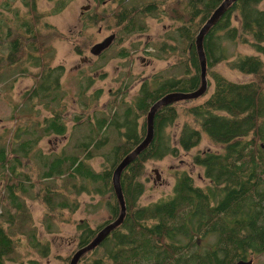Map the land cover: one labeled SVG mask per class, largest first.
Instances as JSON below:
<instances>
[{"label": "trees", "instance_id": "trees-1", "mask_svg": "<svg viewBox=\"0 0 264 264\" xmlns=\"http://www.w3.org/2000/svg\"><path fill=\"white\" fill-rule=\"evenodd\" d=\"M190 1L189 7L182 9L184 5L180 4L169 14L182 11L188 14V17L174 18L178 24L171 37L182 42L178 48L180 59L181 62L187 59L183 74L163 79L153 89L145 80L133 105L122 107V122L114 123L106 117L92 122L91 131L76 146L87 148L83 152H66L64 148L60 153L46 154L38 149L40 139L53 134L65 135L68 131L58 109L60 99L65 95L62 86L65 68L61 65L54 67L48 62L49 52L54 48L49 41L42 47L36 24L30 25L31 61L38 70L31 72L35 77L34 85L17 108L21 112H34L37 105H42L51 109V116L41 121V126L38 123L32 127L24 122L23 127L15 129L14 142L0 143V177L6 179L5 196L1 200L8 204L0 214V264H7L8 255L18 239L16 232L15 236L11 233L12 226H17V230L23 233L19 221L30 218L23 199L18 196L26 190L23 188L25 185L29 189L34 187V178L22 170L25 158H35L37 178L45 184L42 199L48 208V226L52 225L53 216L60 215L65 208L76 209L77 204L72 206L70 199L73 193L71 186L77 195L83 192L109 194V211L114 218L119 216L121 208L114 192L113 172L118 162L144 139L147 131L145 116L150 107L166 94L192 92L201 85L196 38L223 0ZM263 3L264 0H239L207 34L204 49L208 75L212 77L209 86L214 85L213 92L187 109L193 122H185L182 126L179 145L174 144L171 133L167 131L179 118L174 106L176 102L158 110L153 142L122 173L127 203L125 221L100 246L89 252L86 264H236L251 255L264 253V148L261 147L264 142ZM137 22H116L115 27L124 26L118 39L121 40L127 31L142 26L139 19ZM239 42L249 44L257 54L230 60L234 54L230 47ZM12 56L10 59L20 57L16 46ZM226 61L231 68L254 77L248 81H232L213 70L217 63ZM142 116L144 121L141 123ZM82 117L83 114L73 118L75 125L81 123ZM113 126L121 138L104 154L110 164L97 171L89 163L96 156L91 148H104L111 140L109 129ZM36 129L41 134L37 135ZM203 132L213 142L224 145L222 151L199 150L193 155V163L203 169L207 183L197 185L189 172L179 170L170 194L148 204H140L146 191L142 179L146 163L163 160L169 155L177 156L180 147L190 151L200 144ZM58 178H61V183L55 182ZM13 207L16 209L14 213L11 211ZM96 233V229L85 226L79 237V248L88 244ZM46 248L50 250V245Z\"/></svg>", "mask_w": 264, "mask_h": 264}, {"label": "rangeland", "instance_id": "rangeland-1", "mask_svg": "<svg viewBox=\"0 0 264 264\" xmlns=\"http://www.w3.org/2000/svg\"><path fill=\"white\" fill-rule=\"evenodd\" d=\"M2 1L0 0V14L4 13ZM86 3L87 0H72L59 14L49 10L52 5L47 0H39L38 3L41 18L35 28L40 34L41 45L43 47L49 41L54 48L53 52H49L47 60L54 67L61 65L65 68L62 80L65 95L60 99L58 109L62 113L68 131L65 135L45 136L37 142L38 149L46 154L60 153L64 148L66 152H83V149L86 151L87 148H76V146L78 141L91 131L93 121L106 117L114 123L122 122V107L133 105L139 95L140 86L146 79L150 83L149 87L153 89L157 87L155 78L163 80L180 76L187 67V59L181 62L178 51L182 42L171 39L175 33L173 32L175 25L169 17L158 21L148 16L145 20L148 30L144 33L125 34L120 37L121 40L117 37L102 54L93 55L91 48L112 34L115 35L119 27H115L116 21H111L110 25L94 22L87 25V36L80 35L85 27L81 18L82 5ZM107 4L109 7L116 6L113 2ZM95 5L99 11L104 7L97 2H94V7ZM171 6L173 4H170ZM15 9L20 11L19 15L22 19L25 16L32 17L29 8L21 0L15 1ZM110 26L114 29H109ZM31 42V36L25 34L19 61L13 67H7L6 62L1 63L3 66L0 64V143L14 142L15 129L23 127L26 122L32 127L38 123V126H41L40 122L51 116V109H46L42 105H37L34 112H21L17 108L24 102L27 91L34 85L35 77L31 72L38 70L32 65ZM77 44L80 46L79 50L75 48ZM230 50L234 52L230 60L247 54H257L249 44L241 42L231 45ZM0 51H2L1 44ZM123 51L128 55L122 56V53H126ZM5 53L0 52V57ZM228 63V61L217 63L213 66V70L221 72L232 81H248L254 77L252 74L231 68ZM211 78L210 75L209 79ZM213 90L212 84L202 97L174 104L179 112V118L173 126L167 128L174 144L179 145V134L184 123L193 122V118L187 114V109L209 97ZM81 114H83L81 123L75 125L73 118ZM143 121L144 116L140 118V122ZM109 131L111 140L104 148L101 150L91 148L96 156L90 159L89 163L97 171L105 169L110 164L104 154L108 153L121 138L114 126ZM36 133L39 135L41 131L37 130ZM207 149L222 151L224 145L213 142L203 132L200 144L190 151L180 147L177 156L169 155L163 160L148 161L142 178L146 184V191L140 199V204H148L170 194L179 170L189 172L197 185L204 186L207 179L203 177V169L195 165L192 158L197 151ZM23 164L22 170L34 178L33 188L29 189L25 185L23 188L26 190L23 189V192L18 193L30 213V218L24 222L19 221L24 229L23 233L17 230V226H12L11 233L15 236L16 232L19 240L17 239L13 244L14 249L8 255L10 259L7 260V264H69L79 248V237L85 226L98 232L99 227H103L109 219H116L108 208L110 195H95L87 192L77 195L74 186H71L73 193L70 199L72 206L77 204L76 209L71 211L65 208L60 215L53 216L52 225L48 226L46 221L48 208L42 199L45 184L37 178L38 164L33 156L23 159ZM55 182L61 183V178L56 179ZM5 183L6 179L0 177V200L5 196ZM51 183L53 184V181ZM2 202L1 200L0 214L8 207L7 202ZM11 211L16 212L15 207L11 208ZM1 219L0 216V221ZM47 245H50V250L46 248ZM89 252L82 256L79 264H86V260L90 257ZM249 258H253V264H264V253L251 255Z\"/></svg>", "mask_w": 264, "mask_h": 264}, {"label": "flooded vegetation", "instance_id": "flooded-vegetation-1", "mask_svg": "<svg viewBox=\"0 0 264 264\" xmlns=\"http://www.w3.org/2000/svg\"><path fill=\"white\" fill-rule=\"evenodd\" d=\"M16 0H3L1 2L4 13L0 14V44L2 45L0 57V64L6 62L7 66H14L18 61L19 57L16 59H10L13 57V51L16 46L18 56L22 55V45L25 34L29 35V27L31 24H36L41 18V11H39V0H21L23 4L29 8L30 13L32 14L31 18L25 16L23 19L19 15L20 11L15 9ZM52 7L49 9L54 14H59L72 0H47ZM94 2H97L99 5L104 6L101 11L99 8L94 7ZM108 2H113L116 6L112 7L107 4ZM107 4V5H106ZM170 4L173 6L170 7ZM184 5V8L189 7L191 4L190 0H87V3L82 5L81 18L84 20V30L80 32V35L87 36V25L94 24V22H104L105 24L110 25L111 21H116L117 23L124 24L131 21H134L138 24L137 19L140 20L142 26L139 28L132 29L127 31L128 35L144 33L148 30V26L145 22L148 16L156 18L158 21H163L165 17H169L173 24L176 26L178 21L174 18H179L181 15L187 17V12H177L169 15L174 12L178 5ZM63 5L65 7H63ZM202 8V7H201ZM54 10V11H53ZM97 11V13L95 12ZM18 13V14H16ZM187 14V15H186ZM169 15V16H168ZM115 22V23H116ZM102 29V28H100ZM109 29H114L109 27ZM124 30V26L119 27L116 30L115 38L119 37V31ZM175 31V28L173 32ZM114 35V34H112ZM167 37V35H166ZM171 47V46H170ZM79 50L80 46L77 44L75 46ZM21 52H18V51ZM126 52V51H123ZM127 53V52H126ZM1 66H3L1 64ZM148 80V79H146ZM162 80L156 79L155 83H159ZM142 86V85H141ZM140 86V88H141ZM66 137V136H65ZM250 258H247L249 260ZM254 263V262H253Z\"/></svg>", "mask_w": 264, "mask_h": 264}, {"label": "water", "instance_id": "water-1", "mask_svg": "<svg viewBox=\"0 0 264 264\" xmlns=\"http://www.w3.org/2000/svg\"><path fill=\"white\" fill-rule=\"evenodd\" d=\"M239 0H223L217 8L213 11L212 15L202 26L199 34L196 38V48L198 51L200 68H201V85L200 87L192 92L180 93L172 92L164 95L158 99L150 107L147 114V131L144 139L126 156H124L116 165L113 172L112 181L114 186L115 195L120 203L121 212L119 216L108 223H106L100 230L96 233L93 239L83 247L78 248L73 254L69 264H79L80 259L87 252L94 250L102 244V242L119 226H121L127 215V203L123 192L121 177L125 168L131 164L154 140L155 138V128H156V114L158 110L166 105L182 100H193L202 96L209 87V77H208V60L206 52L204 49V40L210 30L226 15V13L231 9V7L237 3ZM115 35H111L105 38L103 41L96 43L91 48V53L95 56L102 54L107 48L110 47L112 41H114ZM261 147L264 148V142L261 143ZM236 264H253V258L249 260L241 259Z\"/></svg>", "mask_w": 264, "mask_h": 264}, {"label": "bare ground", "instance_id": "bare-ground-1", "mask_svg": "<svg viewBox=\"0 0 264 264\" xmlns=\"http://www.w3.org/2000/svg\"><path fill=\"white\" fill-rule=\"evenodd\" d=\"M135 160H136V159H135ZM135 160H134V161H135ZM134 161H133V162H134ZM131 163H132V162H131Z\"/></svg>", "mask_w": 264, "mask_h": 264}]
</instances>
